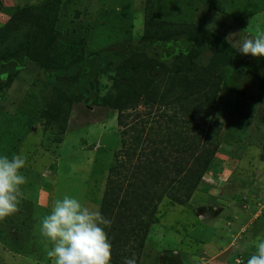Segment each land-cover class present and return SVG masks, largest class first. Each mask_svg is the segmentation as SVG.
<instances>
[{"label":"rangeland","instance_id":"1","mask_svg":"<svg viewBox=\"0 0 264 264\" xmlns=\"http://www.w3.org/2000/svg\"><path fill=\"white\" fill-rule=\"evenodd\" d=\"M47 1L55 5L51 31L36 27H23L19 33L8 30L14 14L30 7L36 11ZM148 16L167 29L190 24L225 38L230 58L218 57L214 65L238 75V80L230 78L239 92L223 87L208 117H198L197 108L184 112L175 103L166 107L155 103L152 108L141 104L136 111L123 113L124 127L118 122L120 112L82 103L72 106L66 124L59 119L48 126L46 110L52 91L44 72L33 63L27 62L20 71L18 60L5 63L0 67V154L9 158L26 155L22 171L27 183L22 186L19 211L0 220V264H54V258L47 255L52 244L39 227L55 199L73 196L101 211L110 177L122 183L138 164L155 157L168 180L177 168L186 166L183 180L193 161L189 152L176 149L189 145L194 155L205 156L212 150L209 143L218 148L197 188L188 193L176 182L170 189L171 194L189 199L184 205L169 197L153 202L158 204L154 217L142 216L150 223L142 247L132 239L125 250L137 264H246L256 253L254 242L264 236V58L243 55L229 40L234 43L264 31V0H0V58L5 60L24 49L30 37L43 61L48 56L67 64L132 44L150 58H163L167 71L183 65V60L169 52L170 45L144 46ZM179 38L171 46H187V37ZM204 50L205 63L216 57L215 46ZM100 65L90 63L82 72L89 77L98 73L102 95L111 86L107 72L102 71L106 64ZM243 65L247 73L241 74ZM160 74L167 78L169 73L162 70ZM159 81L162 92L166 80ZM129 126L142 132L124 134ZM150 128L156 131L149 134ZM134 136L144 143L129 162L120 143L123 138L128 147ZM148 136L156 145L147 142ZM154 150L156 155H149ZM112 166L117 175L110 174ZM147 190L146 200L140 193L143 189H138V195L151 204L150 198L160 194L161 187ZM135 192L120 194L134 208L138 202L134 199H139ZM110 226L106 228L109 240L115 236Z\"/></svg>","mask_w":264,"mask_h":264},{"label":"trees","instance_id":"2","mask_svg":"<svg viewBox=\"0 0 264 264\" xmlns=\"http://www.w3.org/2000/svg\"><path fill=\"white\" fill-rule=\"evenodd\" d=\"M54 7V4L47 1L39 6L36 11H33L31 7L25 8L12 16L8 30L19 33L18 31L23 27H36L43 32L51 31L53 29L51 17L53 15L52 10L55 11ZM52 19H56L55 16ZM177 37H180L179 39L187 37V46L184 48L171 46L170 43ZM29 38L26 37L27 42L24 49L14 52L5 60L0 58V67L5 66L4 64L10 60L12 62L18 60L17 71L25 67L28 62L37 65L44 72L50 86L49 89L52 91V97L46 110L48 126L51 121H58L59 119L66 124L72 106L82 103L98 105L120 112L118 122L124 127L127 125L123 122V113L130 110L136 111V108L141 104L152 108L155 103L158 104V107H166L175 103L184 112H192L197 108L200 111L198 117H208L214 110L223 87L239 92V88L234 86L232 81V79L238 80V75L232 73L229 68L219 69L214 65L218 57H221L222 60L230 58L227 40L200 26L185 24L167 29L161 22H154L150 16L147 17L142 42L145 43H143L144 46L149 44L170 45L171 51L169 52L184 62L183 65L178 64L172 71H167L166 62L159 55L150 58L145 55L144 49L136 48L132 44H125L121 50L111 51L106 55L101 51L99 54H95L96 57L92 59L91 57L81 58L66 64V62H57V60L45 56L44 62L37 55L39 50L29 42ZM213 46L217 49L215 50L217 51L216 57L209 58L205 63L202 61L201 54L205 51L204 49L211 50ZM43 51L47 52V48L44 47ZM197 58L200 64L196 61ZM93 62L99 65L100 63L106 64L102 71L107 72V85L110 83L108 87H111L102 95L100 94L101 81L98 73L89 77L82 72V70L88 69V65ZM247 65L239 67L241 74L247 73ZM162 70L169 73L166 75L167 78L160 74ZM159 80H166L165 90L162 92L158 89L161 84ZM154 84L156 85L154 86ZM127 115L125 118L128 117ZM175 119L172 118V121ZM129 131L136 134L142 132V130L132 126L130 130H123L124 134ZM155 131L150 128L148 133ZM177 135H179L178 139L184 141L181 134ZM146 138L147 142L156 145V140L150 139V136ZM122 139L120 144L125 149L124 154L128 161L131 162L137 147L144 142L140 136H134L131 141L132 144L127 147L126 141ZM167 142L171 143L170 139H167ZM209 146H212V150H207L205 156L194 155L195 151L189 145L185 148L176 149L183 154L189 152L193 161L186 178L183 180L180 177L185 174L186 166L177 168L174 177L168 180V178L163 177L164 170L160 169L158 159L155 157L144 165L138 164L132 173L123 177L122 183H117L112 177L109 178L108 188L101 202V212L112 221L110 228L115 231V236L110 239L114 247L111 264H124L125 258L131 257L130 253L125 250L127 246H130L129 240L132 241L133 239L138 247H142V242L150 225L149 221L148 223L143 221L142 216L154 217L158 205L154 204L156 201H161L163 197H169L174 203L184 205L189 199V196L183 199L176 193L171 194L170 189L176 182H179V187L181 185V188L187 189L188 193L197 188L204 173L210 168L211 158L218 148L217 144L209 143ZM155 153L156 150L150 152L149 155L155 156ZM181 164L185 163L180 162ZM114 172L115 168L112 166L110 174L114 175ZM115 174L118 173L115 172ZM142 186L143 191L140 193L145 197V200L149 193L147 189L153 186L161 187L160 194L156 193L154 198H150L151 204L146 203L140 198V194L138 195V189L141 190L138 187ZM130 189L133 192L136 191L134 196L139 198L134 199V202L138 201L136 208L132 207L133 202L120 197L121 193L128 195L132 192ZM139 209L141 214L138 213Z\"/></svg>","mask_w":264,"mask_h":264},{"label":"clouds","instance_id":"3","mask_svg":"<svg viewBox=\"0 0 264 264\" xmlns=\"http://www.w3.org/2000/svg\"><path fill=\"white\" fill-rule=\"evenodd\" d=\"M229 42L245 56L264 58V31ZM26 164L23 153L11 158L0 154V220L19 211L22 186L27 183L22 171ZM111 223L98 208L65 195L54 200L39 230L52 244L47 255L54 258V264H111L112 244L106 231ZM254 246L256 253L249 256L246 264H264V236L258 237ZM124 264H137V260L125 258Z\"/></svg>","mask_w":264,"mask_h":264},{"label":"crops","instance_id":"4","mask_svg":"<svg viewBox=\"0 0 264 264\" xmlns=\"http://www.w3.org/2000/svg\"><path fill=\"white\" fill-rule=\"evenodd\" d=\"M257 217V216H256ZM232 247H229V249H231ZM226 250H223V251H221L220 253H224ZM236 260H238L237 258H236Z\"/></svg>","mask_w":264,"mask_h":264}]
</instances>
